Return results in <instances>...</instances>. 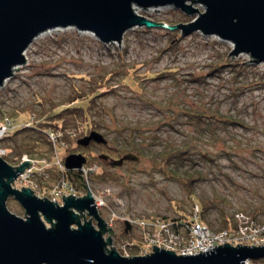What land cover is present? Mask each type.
<instances>
[{
    "label": "rangeland",
    "instance_id": "1",
    "mask_svg": "<svg viewBox=\"0 0 264 264\" xmlns=\"http://www.w3.org/2000/svg\"><path fill=\"white\" fill-rule=\"evenodd\" d=\"M136 12L168 25L198 16L174 5ZM233 49L232 41L201 31L136 26L121 42L104 43L75 26L51 28L32 41L26 62L0 86V121L8 116L17 125L33 122L78 91L102 88L89 110L98 131L114 144L130 147L131 142L140 150L138 161L113 165L99 159L108 149L92 147L94 156L86 162L98 164L89 177L91 189L111 188L112 211L105 208L101 214L113 220L112 243L124 256L123 239L138 244L144 234L116 220V195L134 217L179 218V211L193 214L202 203L204 222L213 230L223 227L225 216L237 225L239 212L264 225V62L243 52L233 56ZM67 123L75 129V118ZM12 132L0 139L9 163L17 164L21 154L39 159L49 153L44 133L28 129L12 138ZM59 154L65 159L70 152L60 148ZM163 154H171V173L160 167ZM50 172L52 182L57 171ZM100 172L104 177L97 176ZM7 207L26 215L13 199Z\"/></svg>",
    "mask_w": 264,
    "mask_h": 264
},
{
    "label": "water",
    "instance_id": "2",
    "mask_svg": "<svg viewBox=\"0 0 264 264\" xmlns=\"http://www.w3.org/2000/svg\"><path fill=\"white\" fill-rule=\"evenodd\" d=\"M188 1L0 0V86L26 62L25 51L32 41L56 27L92 31L104 43L121 42L124 33L136 26L180 29L183 34L201 31L232 41L233 56L243 52L250 54L253 61L264 62V0H192L202 3L204 11ZM165 5L198 16L188 23L168 25L151 20L134 8ZM92 141L108 143L100 131L94 130L79 138L78 144L87 146ZM139 159L138 154L127 152L112 163L121 165L126 160ZM86 162L83 153L65 157L69 170L79 169ZM32 163L34 160L27 159L13 165L0 156V264H246L247 260L264 258V243L229 242L207 251L183 254L152 244L151 253L124 256L111 245L115 232L97 209L90 188L83 196L63 194L61 205L37 196L30 187H13L18 174ZM9 196L24 207L25 217L7 207ZM85 211L90 216L88 220Z\"/></svg>",
    "mask_w": 264,
    "mask_h": 264
},
{
    "label": "built area",
    "instance_id": "3",
    "mask_svg": "<svg viewBox=\"0 0 264 264\" xmlns=\"http://www.w3.org/2000/svg\"><path fill=\"white\" fill-rule=\"evenodd\" d=\"M2 125V131L0 132V139H2L11 129H14L17 124L8 116L4 117L0 121V127ZM73 134L71 130H63L61 128L49 129L47 136L50 143V151L48 154L43 155L39 159L31 158L29 155L24 154L21 160H34V163L30 167H27L23 172L19 173L16 179L13 181V187L21 189L22 186L30 187L34 190V194L39 197H47L52 201H57L59 204H63V194L65 196L72 193L75 196H83L86 194L83 191H79L76 186L72 185L66 180L64 172L68 170L65 165V159L60 157L59 149L66 148L68 141L65 136ZM7 154V150L0 146V156L4 157ZM54 168L57 171V177L54 181H50L51 172L50 169ZM98 169V164L93 163L91 166L83 164V166L77 170H80L84 178L86 179L87 188H90L89 177L94 171ZM92 193L95 198V205L100 214L103 209L112 211V207L109 205L107 198L110 197L111 188L101 189L100 192ZM113 201L120 208V214L114 215L116 220H120L123 224L129 225V229L141 228L143 230L144 237L136 244L134 241L123 239L119 244L120 250L127 256L130 255H143L145 253L153 252L156 244L159 247L174 250L178 254L201 252V250L207 251L208 248H213L215 245H221L225 242H229L233 245L237 243L259 245L264 243V225L257 223L251 216H248L244 212L236 214L237 230L235 232L227 229L213 230L205 222L197 219L199 209L198 207L194 211V217L190 220L184 219H147L145 217H134L124 212V202L115 196ZM85 213L86 220L90 219V216ZM102 215V214H101ZM103 217V216H102ZM105 219V217H103ZM82 221V216H81ZM108 226L112 227L113 220L105 219ZM264 221V218H263ZM85 222V219H83ZM95 225H96V221ZM254 230V231H252ZM108 233L105 234V236ZM116 236V235H115ZM239 240V241H238ZM243 241L245 243H243ZM112 246L114 244L112 243ZM111 248V246H109ZM116 248V247H115ZM117 249V248H116ZM246 264H264V258L258 260H247Z\"/></svg>",
    "mask_w": 264,
    "mask_h": 264
},
{
    "label": "trees",
    "instance_id": "4",
    "mask_svg": "<svg viewBox=\"0 0 264 264\" xmlns=\"http://www.w3.org/2000/svg\"><path fill=\"white\" fill-rule=\"evenodd\" d=\"M107 79H105L106 81ZM99 84L101 85V81L99 82ZM112 89V88H111ZM103 93L102 88L96 86L94 89H91L90 93H85V92H81L78 91V93L71 99V101H69L68 103H63L62 105H55L53 108H51L50 110H46L44 111V118H41L39 120H36L33 118V122H25L21 125H18L14 128V132H12V138L16 135V133L23 131V130H28V129H33L36 131H40L42 133H44V140L46 142L49 143L48 140V136L47 133L49 131V129L51 128H61L63 130L68 129L71 130L73 134H68L65 136V139L68 141V145L66 147L67 152L69 153H74V152H78V150H80L82 145L78 144V139L81 137L86 136L87 134L91 133L92 131L96 130L98 131L100 129L99 123L96 122L95 120H93L91 114H90V108L92 107V104L94 102V100L96 99V97L100 94ZM70 117L75 118V129L72 128H67V121H70ZM7 137V136H5ZM94 142V141H93ZM97 143V142H95ZM100 146H102L105 149H108L109 153L112 154V152L110 151V149L114 150V153H116L117 157L123 156L126 152L129 151H133L136 154H138L140 156V150L139 148L130 142V147L127 146V144L125 145H117L114 144V142L109 141L108 143L104 144V143H97ZM93 146H91L90 144L87 145V150L88 151H84V152H80L83 153L86 158L87 161L89 160L88 157L93 155V151L91 150ZM8 153V152H7ZM44 154H42L43 156ZM94 156V155H93ZM114 156V154H113ZM22 158V154L19 157V161ZM99 159H101V155H99ZM64 160V158H63ZM102 160V159H101ZM115 160V159H113ZM171 154H163L161 156V169L163 171H165L166 173H171V168H170V163H171ZM94 161V160H93ZM92 162V161H91ZM95 162V161H94ZM105 172H100L99 174H97L98 177H104ZM173 173V172H172ZM174 174V173H173ZM65 178L66 180H68V182H70L72 185L76 186V188L81 191L82 188L86 189V179L84 178V176L82 175L80 170L77 169H72V170H66L64 172ZM175 175V174H174ZM191 180L187 181V185L190 186ZM81 188V190H80ZM198 203V202H197ZM199 204V203H198ZM200 208L199 212H198V216L197 219L199 221H203L204 222V218H203V212H204V205H202V203L199 204ZM180 217L178 218H173V220L176 219H184V220H191L194 217V212L193 214H188L186 212H181L179 211ZM156 218H162V219H167L166 216H155L152 217L151 219H156ZM150 219V218H147ZM223 227L221 229H227L229 231L235 232L237 230V225L236 224H232L229 220V218H227L225 216V220L223 222ZM126 230H131L129 229V225H126ZM132 241H134L132 239Z\"/></svg>",
    "mask_w": 264,
    "mask_h": 264
},
{
    "label": "flooded vegetation",
    "instance_id": "5",
    "mask_svg": "<svg viewBox=\"0 0 264 264\" xmlns=\"http://www.w3.org/2000/svg\"><path fill=\"white\" fill-rule=\"evenodd\" d=\"M90 145L91 146H93V147H97V148H101V149H104L102 146H100L99 144H97V143H95V142H91L90 143ZM86 149H87V146H81V148H80V150H78V153H80V152H84V151H86ZM127 153V152H126ZM100 155H102L103 157H101V159L102 160H105L106 162H109V163H111V164H113L112 163V160L113 159H119V158H121L122 156H120L119 158H116L115 156H113V154H111V153H109V151L108 152H104V151H102V152H100ZM127 161V160H126ZM126 161H124V162H126ZM123 162V163H124ZM122 163V164H123ZM121 164V165H122ZM114 165V164H113ZM9 199H13V200H15V201H17L16 199H15V197L14 196H9L8 197V199H7V201L9 200ZM18 202V201H17Z\"/></svg>",
    "mask_w": 264,
    "mask_h": 264
},
{
    "label": "bare ground",
    "instance_id": "6",
    "mask_svg": "<svg viewBox=\"0 0 264 264\" xmlns=\"http://www.w3.org/2000/svg\"><path fill=\"white\" fill-rule=\"evenodd\" d=\"M136 7H137V6H134L135 10L137 11L139 7H137V8H136Z\"/></svg>",
    "mask_w": 264,
    "mask_h": 264
}]
</instances>
